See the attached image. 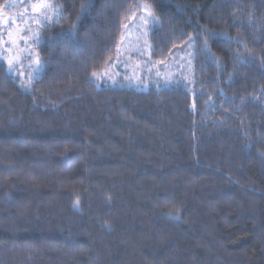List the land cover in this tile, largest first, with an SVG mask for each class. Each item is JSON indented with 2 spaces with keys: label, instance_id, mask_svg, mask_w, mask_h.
<instances>
[{
  "label": "trees",
  "instance_id": "16d2710c",
  "mask_svg": "<svg viewBox=\"0 0 264 264\" xmlns=\"http://www.w3.org/2000/svg\"><path fill=\"white\" fill-rule=\"evenodd\" d=\"M57 1L32 90L0 64V264H264V0ZM140 4L190 81L93 80Z\"/></svg>",
  "mask_w": 264,
  "mask_h": 264
},
{
  "label": "rangeland",
  "instance_id": "374dc122",
  "mask_svg": "<svg viewBox=\"0 0 264 264\" xmlns=\"http://www.w3.org/2000/svg\"><path fill=\"white\" fill-rule=\"evenodd\" d=\"M41 2L42 0H11L0 16V64L7 66L10 75L26 91L32 90L34 83L44 72V64L38 51L43 43L44 31L63 17V6L57 0H44L52 5L46 12L42 7L34 10L33 5ZM40 12H45L48 18L40 19ZM148 13L155 15L146 4H140L136 8L124 28L116 58L105 71L93 76L97 84L116 87L124 83L137 89H148L152 83H159V87H170L179 82L190 81L194 40L185 48L175 51L169 62H154L150 36L160 26V20L155 25L150 20L145 23L149 19ZM36 35L39 40L35 39Z\"/></svg>",
  "mask_w": 264,
  "mask_h": 264
},
{
  "label": "snow or ice",
  "instance_id": "6c2138e0",
  "mask_svg": "<svg viewBox=\"0 0 264 264\" xmlns=\"http://www.w3.org/2000/svg\"><path fill=\"white\" fill-rule=\"evenodd\" d=\"M45 9V12L50 9L52 7L51 4L44 2V0H42V2L40 4H36L33 5V9L34 10H39L40 8ZM147 11V9H145ZM45 12H40V19H44L46 20L48 17L46 16ZM148 20H145V23H148L149 20L155 25L156 23H159V17L153 15L152 13H148ZM37 23H39V20L36 21ZM209 35H216L215 33H210ZM35 39L39 40V36L36 35ZM191 47V45H190ZM202 51H204L206 54L211 55V50H210V46H209V40H208V36H205L203 38V47H202ZM10 63V62H9ZM93 75H96L95 73Z\"/></svg>",
  "mask_w": 264,
  "mask_h": 264
}]
</instances>
